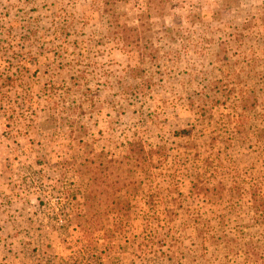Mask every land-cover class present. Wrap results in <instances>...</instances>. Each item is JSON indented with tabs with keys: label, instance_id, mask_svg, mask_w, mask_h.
<instances>
[{
	"label": "rangeland",
	"instance_id": "1",
	"mask_svg": "<svg viewBox=\"0 0 264 264\" xmlns=\"http://www.w3.org/2000/svg\"><path fill=\"white\" fill-rule=\"evenodd\" d=\"M157 5L0 0V264H264V0Z\"/></svg>",
	"mask_w": 264,
	"mask_h": 264
},
{
	"label": "trees",
	"instance_id": "2",
	"mask_svg": "<svg viewBox=\"0 0 264 264\" xmlns=\"http://www.w3.org/2000/svg\"><path fill=\"white\" fill-rule=\"evenodd\" d=\"M117 1H127V0H104L105 7L103 10L108 17L110 33L115 35L118 44H121L124 47V49L128 50L131 53H134L137 57H139L138 61L140 62V64L146 63L148 62L147 54L143 53L142 51L140 52L141 32L142 29L144 31L145 28L140 29V26L146 27L149 24V22L146 21L145 19H142V17H145V15H147V13H149L153 8L158 7L157 4H159L163 0H138L141 7L146 6L145 9L143 8V11L140 14L141 18L138 19L140 21V24L138 26H130L127 22H122L119 19V16L117 15V13L114 11L113 8L115 3H117ZM136 66H140V65H136ZM261 89L264 93V88L262 87ZM257 102H258L257 96H250L249 100L245 102V105H249L252 103L255 105ZM259 103H260V95H259ZM240 117L242 119L244 116L240 115ZM181 133H183V135L190 136L192 134V130L184 129L181 131ZM129 144L130 147L127 149L128 157H133L139 164H142L144 166H146V163H148L149 161L154 162V157H156V154L157 155L167 154V150L165 146H160L159 148H151L149 151H147L141 141L134 140L132 142H129ZM259 152L264 154V125L259 127ZM216 158H217L216 156L212 157V154L209 155L207 158L208 161L207 165L208 166L212 165L213 160ZM90 161L93 162V160ZM92 182L93 185L90 186L89 192L91 194L99 192V190L101 189L102 180L95 177V179H93ZM250 193L252 194L254 200L253 204H254L255 212L259 215V224L261 227L264 228V170L262 172V175L260 176L259 185L251 188Z\"/></svg>",
	"mask_w": 264,
	"mask_h": 264
}]
</instances>
